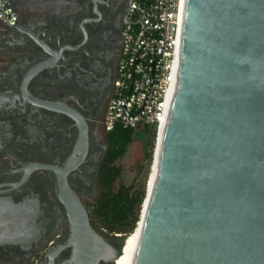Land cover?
<instances>
[{
	"label": "water",
	"instance_id": "water-1",
	"mask_svg": "<svg viewBox=\"0 0 264 264\" xmlns=\"http://www.w3.org/2000/svg\"><path fill=\"white\" fill-rule=\"evenodd\" d=\"M57 187L69 233L42 264H114L125 240L115 248L65 178ZM146 195L131 264H264V0H183Z\"/></svg>",
	"mask_w": 264,
	"mask_h": 264
},
{
	"label": "flooded vegetation",
	"instance_id": "flooded-vegetation-1",
	"mask_svg": "<svg viewBox=\"0 0 264 264\" xmlns=\"http://www.w3.org/2000/svg\"><path fill=\"white\" fill-rule=\"evenodd\" d=\"M130 2L8 0L15 23L0 22V264H42L66 243L59 178L88 211L98 198Z\"/></svg>",
	"mask_w": 264,
	"mask_h": 264
},
{
	"label": "built area",
	"instance_id": "built-area-1",
	"mask_svg": "<svg viewBox=\"0 0 264 264\" xmlns=\"http://www.w3.org/2000/svg\"><path fill=\"white\" fill-rule=\"evenodd\" d=\"M8 0L0 22L15 23ZM183 0H131L104 129L161 130L173 83Z\"/></svg>",
	"mask_w": 264,
	"mask_h": 264
},
{
	"label": "trees",
	"instance_id": "trees-1",
	"mask_svg": "<svg viewBox=\"0 0 264 264\" xmlns=\"http://www.w3.org/2000/svg\"><path fill=\"white\" fill-rule=\"evenodd\" d=\"M142 131L151 138L147 153L150 162L155 130L144 128ZM135 134L134 130L121 128L106 132L107 149L98 176L99 195L97 200L89 205L93 226L109 235L119 236L120 241L125 238L128 240L137 233L140 212H143L146 201L144 199L147 196L144 183L139 188L134 184L125 186L118 183L122 171L116 163L126 154Z\"/></svg>",
	"mask_w": 264,
	"mask_h": 264
},
{
	"label": "rangeland",
	"instance_id": "rangeland-1",
	"mask_svg": "<svg viewBox=\"0 0 264 264\" xmlns=\"http://www.w3.org/2000/svg\"><path fill=\"white\" fill-rule=\"evenodd\" d=\"M149 140H151V138L144 133V131H136V134L133 137V142L129 146L126 154L116 163L122 171L121 177L118 181L119 184H123L125 186L134 184L136 188H139L144 183L148 193L153 175L158 135L156 133L154 135V144L150 162L147 159V153L150 147ZM136 235L137 233L133 234V236L128 240H125L126 238L124 239L125 241L122 247L124 249L123 254L125 253L129 242L133 240Z\"/></svg>",
	"mask_w": 264,
	"mask_h": 264
},
{
	"label": "bare ground",
	"instance_id": "bare-ground-1",
	"mask_svg": "<svg viewBox=\"0 0 264 264\" xmlns=\"http://www.w3.org/2000/svg\"><path fill=\"white\" fill-rule=\"evenodd\" d=\"M161 134H162V128L157 134L158 135V141H157V145H156L155 158H154V167H153V175H152V180H151V183H150V186H149V190L151 189V186H152V183H153V179H154L155 164H156V158H157V148H158V142H160V139H161ZM149 190H148V192H149ZM145 205H146V201H145ZM145 205H144V208H145ZM143 211H144V209H143ZM139 230H140V224H139V228H138L136 237L129 242L128 246L126 247V250H125L124 254H123L124 249L122 248L120 257L115 261L114 264H131L132 258H133V255H134V251H135V248H136L138 236H139Z\"/></svg>",
	"mask_w": 264,
	"mask_h": 264
}]
</instances>
